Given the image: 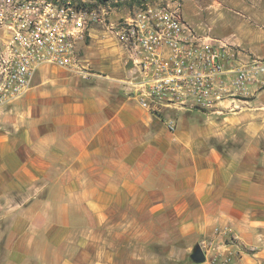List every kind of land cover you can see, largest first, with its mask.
Returning <instances> with one entry per match:
<instances>
[{
	"label": "crops",
	"instance_id": "obj_1",
	"mask_svg": "<svg viewBox=\"0 0 264 264\" xmlns=\"http://www.w3.org/2000/svg\"><path fill=\"white\" fill-rule=\"evenodd\" d=\"M258 1L239 13L257 20L252 50ZM88 37L89 78L42 64L0 107V264H192L199 243L215 263L264 264L263 112H153L120 46Z\"/></svg>",
	"mask_w": 264,
	"mask_h": 264
},
{
	"label": "built area",
	"instance_id": "obj_2",
	"mask_svg": "<svg viewBox=\"0 0 264 264\" xmlns=\"http://www.w3.org/2000/svg\"><path fill=\"white\" fill-rule=\"evenodd\" d=\"M133 9L117 20L108 10L73 0H0V107L22 96L42 64L83 78L92 72L80 45L104 26L124 51L130 86L153 112H227L264 90V53L202 33L183 17L182 0H129ZM169 129L176 118L166 117ZM207 264H226L207 257Z\"/></svg>",
	"mask_w": 264,
	"mask_h": 264
},
{
	"label": "rangeland",
	"instance_id": "obj_3",
	"mask_svg": "<svg viewBox=\"0 0 264 264\" xmlns=\"http://www.w3.org/2000/svg\"><path fill=\"white\" fill-rule=\"evenodd\" d=\"M77 4H85L88 7L96 8L100 11L102 8L108 10L109 20H117L129 13L133 8V2L129 0H104L103 2H94V0H73ZM243 3L255 5L259 3L258 0H182V11L185 20L198 29L202 33H207L210 36L220 38L228 43L241 41L239 46L245 48L253 55H262L264 53V42L261 44L254 41V49H249L248 35L246 28L248 24L255 25L257 21L255 18L248 19L245 14H242ZM238 6H235L237 5ZM240 13V14H239ZM100 31H104V26L96 25ZM97 37H87L86 43L96 42ZM113 40V39H112ZM114 41V40H113ZM236 44V43H232ZM108 50H106L107 52ZM239 107L234 111L227 112H212L217 115H225L232 112L256 111L264 114V90L256 92L249 97L246 102H239ZM202 112L198 109H193ZM188 111V110H185ZM211 113V112H205ZM264 117V115H263ZM193 247L191 248L192 251ZM189 262L197 264L189 257ZM204 262V261H203Z\"/></svg>",
	"mask_w": 264,
	"mask_h": 264
},
{
	"label": "water",
	"instance_id": "obj_4",
	"mask_svg": "<svg viewBox=\"0 0 264 264\" xmlns=\"http://www.w3.org/2000/svg\"><path fill=\"white\" fill-rule=\"evenodd\" d=\"M190 259L196 263H200V262H203L205 260V254L202 250V248L200 247L199 244H196L190 255H189Z\"/></svg>",
	"mask_w": 264,
	"mask_h": 264
},
{
	"label": "trees",
	"instance_id": "obj_5",
	"mask_svg": "<svg viewBox=\"0 0 264 264\" xmlns=\"http://www.w3.org/2000/svg\"><path fill=\"white\" fill-rule=\"evenodd\" d=\"M104 0H94V2L93 3H95V2H103Z\"/></svg>",
	"mask_w": 264,
	"mask_h": 264
}]
</instances>
